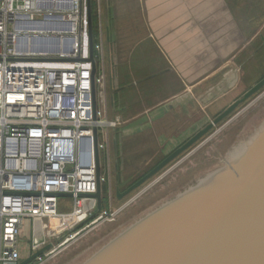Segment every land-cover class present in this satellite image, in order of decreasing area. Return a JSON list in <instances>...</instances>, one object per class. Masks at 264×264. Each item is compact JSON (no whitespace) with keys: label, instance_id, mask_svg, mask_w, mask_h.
<instances>
[{"label":"built area","instance_id":"built-area-1","mask_svg":"<svg viewBox=\"0 0 264 264\" xmlns=\"http://www.w3.org/2000/svg\"><path fill=\"white\" fill-rule=\"evenodd\" d=\"M103 44L99 26L94 119L91 67L81 61L84 0H0V264H18L25 248H42L36 223L64 220L71 235L97 215L93 128L107 166L111 131L121 124L108 116ZM81 140L86 166L79 162ZM60 194L71 195L65 214ZM85 198L95 203L85 208Z\"/></svg>","mask_w":264,"mask_h":264},{"label":"crops","instance_id":"crops-1","mask_svg":"<svg viewBox=\"0 0 264 264\" xmlns=\"http://www.w3.org/2000/svg\"><path fill=\"white\" fill-rule=\"evenodd\" d=\"M105 1L114 15L112 20L107 15L103 25L98 10V20L101 31L105 28L104 49L115 57L108 58L116 65L110 90L120 103L115 109L112 95L111 108L128 116V139L148 135L163 147L173 144L174 133L190 125V118L207 115L215 101L231 96L238 83L229 91L226 87L242 75V54L261 33V0ZM122 18L123 35L117 24ZM29 234L22 233L24 247H29ZM29 253L27 248L22 251Z\"/></svg>","mask_w":264,"mask_h":264},{"label":"water","instance_id":"water-1","mask_svg":"<svg viewBox=\"0 0 264 264\" xmlns=\"http://www.w3.org/2000/svg\"><path fill=\"white\" fill-rule=\"evenodd\" d=\"M84 13L87 51L81 61L91 67L95 119L96 61L91 0H84ZM238 76L226 87L227 91L237 85ZM263 88L264 77L125 191H117V199L156 176ZM79 147L80 165L86 166L89 158L84 156L83 140ZM93 151L97 190L92 197L97 202L96 215L102 203L96 128H93ZM188 189L78 264H264V105L237 130L224 167L206 185L190 193ZM58 197L71 198V195ZM52 248L47 244L18 264L40 260Z\"/></svg>","mask_w":264,"mask_h":264},{"label":"rangeland","instance_id":"rangeland-1","mask_svg":"<svg viewBox=\"0 0 264 264\" xmlns=\"http://www.w3.org/2000/svg\"><path fill=\"white\" fill-rule=\"evenodd\" d=\"M261 1L260 13L257 17L260 16V20L262 21L259 26L261 28L260 35H264V0ZM105 2V0H100L98 8L100 14H102V19H104L103 25H105L107 15L110 19L114 15L112 6L106 5ZM130 4L131 6L133 5L132 3ZM120 9L122 16L125 13V5H121ZM126 12L128 13V8ZM82 17L84 21L83 13ZM111 20L110 22H112ZM117 24L123 35L125 33L124 18L119 20ZM103 29L105 28L103 27ZM103 29L104 43L105 35L103 34ZM109 54V50L107 52L103 44L104 69L107 75L106 96L108 116L109 118L119 116L121 124L111 133V141L112 143L115 141L116 149L114 150L113 145L110 148L109 165L106 166L105 163L102 165L103 184L107 191L105 199L102 200L101 211L94 218H86L88 220L84 222L81 228L71 233V235L65 234L67 225L64 220L57 219L51 222L36 223L34 232L42 240L41 247L51 244L53 248L40 260H36L31 264L80 263L124 234L125 231L127 232L139 219L144 218L163 204L172 200L184 189H187L194 180L197 181L209 172L222 168L226 162L227 153L230 151L237 130L264 105L263 88L238 106L230 116L212 128L194 146L181 154L156 176L146 181L126 197L117 200L115 196L117 191H125L155 167L169 152L208 125L215 118V114L219 109L226 107V105H223L224 103L231 102L236 95L240 96L264 77V48L260 38L257 37L255 43L250 45L242 54L244 65H242L241 70L244 75L241 76L242 78H240V75L238 76L237 88L231 96L208 108L207 115H199L197 113L194 118H190L187 124H191L185 126L183 124L181 131L174 133L173 144L169 145V143H166L164 147L162 145L163 142L159 144L158 141H155V146V142L148 140V135L142 140L139 138H134L135 140L128 139V126L124 121L128 116L126 115L125 117V115L113 112L111 108L112 95L115 97L113 101L115 109L118 106L120 107V103L117 95L110 90V78L116 65L114 61L108 59L115 58L114 55ZM117 68L121 71L119 66L116 67V70ZM183 122L185 121L183 120ZM193 123H195V128L192 126ZM185 128L186 130H184ZM161 141H163L162 138ZM141 142H144V148H139ZM136 143L139 146L135 147ZM149 144H153L154 146H149ZM93 203H95L93 198L84 199L85 208ZM60 204L61 214H65L71 208L69 198L60 199ZM105 213L106 216L104 215ZM23 240L22 237V244L25 243ZM32 253L34 252H30L28 255L21 254V260L27 258Z\"/></svg>","mask_w":264,"mask_h":264},{"label":"trees","instance_id":"trees-1","mask_svg":"<svg viewBox=\"0 0 264 264\" xmlns=\"http://www.w3.org/2000/svg\"><path fill=\"white\" fill-rule=\"evenodd\" d=\"M91 7H92L93 44L95 45V43L98 40V34H99V20H98V10H97L96 0H91ZM103 183L104 182H102V184ZM101 190H102V194H101L102 200H104L106 197V191H107V189L104 187V184L101 186Z\"/></svg>","mask_w":264,"mask_h":264},{"label":"bare ground","instance_id":"bare-ground-1","mask_svg":"<svg viewBox=\"0 0 264 264\" xmlns=\"http://www.w3.org/2000/svg\"><path fill=\"white\" fill-rule=\"evenodd\" d=\"M228 154H229V152L227 153V156H228ZM102 164H101V162H100V170H101V173H102V166H101ZM224 167V166H223ZM222 167V168H223ZM222 168H218V169H216V170H214V171H212V173L210 174V175H208L206 178H203L202 180H199V181H195L194 180V182L188 187L189 189H188V193H190V192H192V191H194V190H196V189H198V188H200V187H202V186H204V185H206ZM96 169V168H95ZM186 194L187 193V191L186 192H183V194ZM143 220H145V218H142V220H140V221H138V222H135V223H140V222H142ZM132 223V222H131ZM134 223V224H135ZM132 225L128 230H130L131 228H133L134 226H136V225ZM126 232V231H125ZM121 236V235H120ZM115 240V239H114Z\"/></svg>","mask_w":264,"mask_h":264},{"label":"flooded vegetation","instance_id":"flooded-vegetation-1","mask_svg":"<svg viewBox=\"0 0 264 264\" xmlns=\"http://www.w3.org/2000/svg\"><path fill=\"white\" fill-rule=\"evenodd\" d=\"M257 37L260 38V41L263 43V48H264V35H263V34L260 35V33H258V36H257ZM242 72H243V71H242ZM243 75H244V73H243L241 76H243ZM241 76H240V78H242ZM239 80H240V79H239ZM258 82H259V81H258ZM258 82H257V83H258ZM244 93H245V92H244ZM244 93H243V94H244ZM243 94H241L240 96H237V95H236V96L231 100V102H229V103H227V104L224 103L223 105H226V107H224V108H220L219 111L215 114V117L218 116L220 113H222V112H223V111H224V110H225L230 104H232L234 101H236L237 99H240V98L243 96ZM225 99H227V98H225ZM222 100H223V99H222ZM222 100H220V101H222ZM220 101H215V103L217 104V102H220ZM215 103H214V104H215ZM204 127H205V126H204ZM204 127H203V128H204ZM203 128H202V129H203ZM195 134H196V133H195ZM193 135H194V134H193ZM191 137H192V136H191ZM191 137H189L186 141H184L183 143H181V145H179L178 147H176L174 150H172L171 152H169V153H168V154H167V155H166L161 161H163V160L166 159L168 156H170V155H171L176 149H178L180 146H182L184 143H186ZM161 161H160V162H161ZM160 162H159V163H160ZM159 163H158V164H159ZM171 163H172V162H171ZM153 168H154V167H153ZM148 172H149V171H148ZM148 172H147V173H148ZM120 193H122V192H120ZM115 196H116V198H117V193L115 194ZM117 200H118V199H117Z\"/></svg>","mask_w":264,"mask_h":264}]
</instances>
